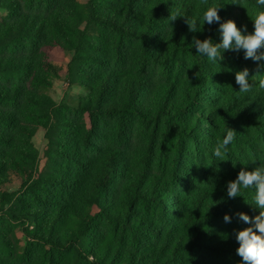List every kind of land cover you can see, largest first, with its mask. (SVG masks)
Returning <instances> with one entry per match:
<instances>
[{"label": "trees", "instance_id": "16d2710c", "mask_svg": "<svg viewBox=\"0 0 264 264\" xmlns=\"http://www.w3.org/2000/svg\"><path fill=\"white\" fill-rule=\"evenodd\" d=\"M105 2L91 0L84 15L74 0L0 1L8 13L0 28V215L22 225L26 238L21 255L8 253L0 264H242L236 233L252 225L236 214L255 217L260 209L254 188L229 198L227 184L242 169L264 166V89L240 93L219 82L204 88L212 61L197 53L193 38L219 43L222 36L219 23L189 31L186 19L205 10L201 0ZM208 3L220 6L221 22L231 19L247 33L254 31L256 11L264 10L256 0ZM33 7L44 13H30ZM170 12L181 17L169 21ZM84 23L114 37L112 70L102 46L80 29ZM134 43L137 58L125 70ZM57 48L74 52V72L81 64L102 68L79 74L92 85L73 107L44 93L59 76L50 58ZM222 55L230 67L258 74L242 49ZM152 66L166 75L159 84L148 77ZM186 69L188 78L179 77ZM200 116L210 129L199 130ZM74 118L84 126L80 146ZM107 120L113 141L103 148ZM161 124L170 127L171 141ZM134 126L142 143L129 158L124 149ZM39 128L47 132L49 151L65 163L57 175H37L31 139ZM228 128L236 137L219 161L213 149ZM59 133L66 142L55 141ZM9 174L21 180L16 192L1 191ZM0 245L7 248L6 241Z\"/></svg>", "mask_w": 264, "mask_h": 264}, {"label": "rangeland", "instance_id": "374dc122", "mask_svg": "<svg viewBox=\"0 0 264 264\" xmlns=\"http://www.w3.org/2000/svg\"><path fill=\"white\" fill-rule=\"evenodd\" d=\"M1 1V0H0ZM25 1V0H22ZM91 0H74V4L77 9L83 13L84 15H88V7ZM105 3L118 5V0H106ZM30 13H44L39 7H33L29 10ZM8 13L1 8L0 5V28L4 24L7 19ZM80 29L84 31L85 36L92 42L101 45L104 52L107 54L108 64H106V68L109 70L113 69V66H116V61L113 56V42L114 37L103 30H97L95 27H91L84 23L81 25ZM93 53V52H92ZM138 48L136 43L129 46L128 53L124 62L125 70H132L133 63L137 58ZM94 54V53H93ZM51 61L52 64L57 67L59 70V76L57 78H53L51 80V85L47 91L44 93L50 96L58 105H67L69 107L75 106L77 100L85 97L89 92L87 90L88 86L92 85L90 80H80L79 74H88L92 75L93 73L101 74L102 68L100 65H92L88 66L86 64H81L76 67L75 72L71 70V63L74 58V52L69 51L63 48H57L54 52L51 53ZM229 64L227 58H224L221 61L212 62L211 70L206 75L204 79L205 86L207 88L208 83H220L227 90H237L239 91V85L235 82V74L237 71ZM154 67V68H153ZM188 70H183L179 77L188 78ZM264 75V71L262 73L254 74L249 71V83L252 84V91L254 90H262L259 88V79ZM148 77L152 80L153 83L159 84L163 80L166 79V75L163 73L162 69L159 66H152V70H150ZM211 93V95L215 96L219 92L215 90H206ZM205 111L209 109L207 103H203L202 106ZM200 107L196 108V111H199ZM69 112H66L67 115ZM209 117L215 116L210 115ZM77 123V128H74L75 137L78 140L77 145L80 146V142H82L83 134H84V126L82 125V121L74 118ZM207 119L206 116H200L199 122V130L206 131L210 129V124L205 121ZM113 122L111 120H107L105 124L102 126L103 132V140H100L99 145L103 148H106L110 142L113 141L112 137V129ZM176 122L171 123V127L176 126ZM170 128V127H169ZM164 127L161 124L160 130L168 133V139L171 141V130ZM139 131L134 126L129 132L127 143L125 145V153L128 157H132L136 150L139 149L141 145V140L139 136ZM53 133V132H52ZM59 133L55 136V141L66 142V140ZM61 137V139H59ZM31 144L33 150L39 156V172L37 175L43 176H52L57 175L58 172L65 166L63 160L56 157V154L51 153L49 151V141L47 139V132L42 128H39L35 134V136L31 139ZM60 146H64L60 144ZM84 156V153L82 154ZM81 159V157H79ZM156 169H154L155 171ZM21 180L17 175L9 174L7 176L6 183L1 187V191L3 192H16L20 188ZM2 241H6L7 248L3 250L0 245V257H8V253L12 252V256L14 259H17L24 250L26 244V238L23 234V226L19 227L18 224L11 223L7 221L3 216L0 215V243Z\"/></svg>", "mask_w": 264, "mask_h": 264}, {"label": "clouds", "instance_id": "9594fccd", "mask_svg": "<svg viewBox=\"0 0 264 264\" xmlns=\"http://www.w3.org/2000/svg\"><path fill=\"white\" fill-rule=\"evenodd\" d=\"M202 5L206 6L199 18L186 19L189 31L196 32L201 30L198 25L207 23H219V32L222 39L219 43H214L211 38L203 41L193 38V45L197 53L206 56L209 61L216 62L224 59L222 52L229 50L239 52L244 51V59H251L257 62V73L264 65L259 64L264 61V10H257L254 18V31L247 33L246 26L243 31L237 27V24L229 19L221 22L219 16L220 6L216 4L209 5L208 0H201ZM257 5H264V0H256ZM181 17L178 12H170L169 21H175ZM247 33V34H244ZM235 82L239 85L240 93H248L252 90V84L249 83V70L244 68L235 74ZM259 88L264 89V75L259 79ZM236 131L228 128L223 139L218 140L213 154L219 161H225L229 145L234 141ZM255 162V161H253ZM255 189L254 202L260 209L259 215L250 217L248 214L239 212L236 214L240 221L252 226L239 230L236 233V240L239 243L237 254L242 258V264H264V166L256 167L254 170L247 171L242 169L234 181L227 184V195L229 198L241 196V189ZM226 223L231 222V217L225 214L223 217Z\"/></svg>", "mask_w": 264, "mask_h": 264}]
</instances>
